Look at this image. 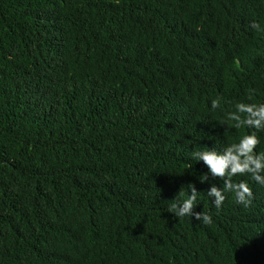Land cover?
Masks as SVG:
<instances>
[{
  "label": "trees",
  "instance_id": "obj_1",
  "mask_svg": "<svg viewBox=\"0 0 264 264\" xmlns=\"http://www.w3.org/2000/svg\"><path fill=\"white\" fill-rule=\"evenodd\" d=\"M253 22L264 0H0V264H264V185L216 209L192 158L264 151L225 120L264 103ZM189 184L211 225L168 212Z\"/></svg>",
  "mask_w": 264,
  "mask_h": 264
},
{
  "label": "clouds",
  "instance_id": "obj_2",
  "mask_svg": "<svg viewBox=\"0 0 264 264\" xmlns=\"http://www.w3.org/2000/svg\"><path fill=\"white\" fill-rule=\"evenodd\" d=\"M251 28L256 32H264V28L258 22H253ZM254 89H249L247 99L252 100ZM222 97L212 100L213 110L221 108ZM226 121H231L236 129L248 128L264 131V103H249L239 101L234 104L233 110L225 115ZM260 139L255 132L242 135L237 142L230 143L222 150L215 148L196 149L192 152V158L198 163L203 162L209 169L211 178L223 181L222 186L212 184L206 195L212 199L216 209H220L226 199V193L233 195L234 202L244 207H249L253 200L252 188L246 181L234 182L233 177L250 176L251 180L264 185V151L257 153L256 149ZM209 173L199 177L201 183L209 181ZM182 188L174 201L170 202L168 212L176 218L185 216L194 217L196 221L204 225L212 224V217L206 212H194L200 192L195 184L187 186L188 194Z\"/></svg>",
  "mask_w": 264,
  "mask_h": 264
}]
</instances>
